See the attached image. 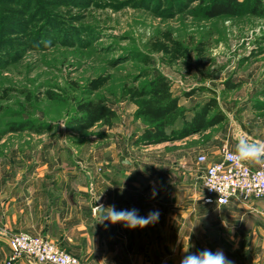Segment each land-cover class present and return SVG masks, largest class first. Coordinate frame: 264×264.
Wrapping results in <instances>:
<instances>
[{
  "label": "rangeland",
  "instance_id": "rangeland-1",
  "mask_svg": "<svg viewBox=\"0 0 264 264\" xmlns=\"http://www.w3.org/2000/svg\"><path fill=\"white\" fill-rule=\"evenodd\" d=\"M239 1L210 19V0H0V156H39L57 178L203 170L197 157L218 161L235 125L264 132V0L256 14ZM159 75L185 120L212 100L208 119L224 120L142 139L141 91ZM89 100L116 112L111 125L84 121Z\"/></svg>",
  "mask_w": 264,
  "mask_h": 264
},
{
  "label": "crops",
  "instance_id": "crops-1",
  "mask_svg": "<svg viewBox=\"0 0 264 264\" xmlns=\"http://www.w3.org/2000/svg\"><path fill=\"white\" fill-rule=\"evenodd\" d=\"M248 134L264 147V132ZM231 142L238 153L240 144ZM244 161L257 168L264 165V156ZM39 163L34 155L0 156V264L10 257L11 238L21 233L47 238L82 264H181L187 254L204 249L222 250L231 264H264V203L236 198L226 204L204 202L200 168L57 178L50 166ZM113 206L136 209L142 217L158 211L159 218L131 229L99 222ZM12 264L36 263L21 257Z\"/></svg>",
  "mask_w": 264,
  "mask_h": 264
},
{
  "label": "built area",
  "instance_id": "built-area-1",
  "mask_svg": "<svg viewBox=\"0 0 264 264\" xmlns=\"http://www.w3.org/2000/svg\"><path fill=\"white\" fill-rule=\"evenodd\" d=\"M220 151L218 161L208 162L203 154L197 157L204 166L200 175L204 202L226 204L236 198L264 203V165L251 167L228 143ZM9 245L11 254L6 264L21 257L36 264H82L75 255L42 236L21 233L13 236Z\"/></svg>",
  "mask_w": 264,
  "mask_h": 264
},
{
  "label": "trees",
  "instance_id": "trees-1",
  "mask_svg": "<svg viewBox=\"0 0 264 264\" xmlns=\"http://www.w3.org/2000/svg\"><path fill=\"white\" fill-rule=\"evenodd\" d=\"M244 3L239 0H210L209 5L203 8L206 18H216L222 16H233ZM261 0H255L251 6V11L257 13ZM170 81L163 75H159L150 81L141 94L144 101L139 110V115L150 126L145 131L142 139L152 140L163 136L168 127L173 126L179 119L184 121L182 133H190V129L197 127L207 129L221 123L224 120L222 114H216L212 119H208L210 112L217 106L216 100H212L208 105L195 114L192 121H187L185 110L179 105L178 98L174 96ZM80 112L83 113L84 121L87 124L103 122L111 125L116 118V112L105 105L102 101H88L79 105Z\"/></svg>",
  "mask_w": 264,
  "mask_h": 264
},
{
  "label": "clouds",
  "instance_id": "clouds-1",
  "mask_svg": "<svg viewBox=\"0 0 264 264\" xmlns=\"http://www.w3.org/2000/svg\"><path fill=\"white\" fill-rule=\"evenodd\" d=\"M238 155L242 160H259L264 156V147L256 144H247L241 142L238 147ZM110 211L104 213L99 222L107 220L111 224L122 223L127 228H144L149 224L158 221L159 212H150L146 217L138 215V210H119L117 211L114 206L108 208ZM181 264H231V261L225 256L222 250L213 252L209 249L200 250L196 253H190L184 256Z\"/></svg>",
  "mask_w": 264,
  "mask_h": 264
},
{
  "label": "water",
  "instance_id": "water-1",
  "mask_svg": "<svg viewBox=\"0 0 264 264\" xmlns=\"http://www.w3.org/2000/svg\"><path fill=\"white\" fill-rule=\"evenodd\" d=\"M233 139L235 142L237 143H241V142H246L247 144L251 145V144H256V145H260L262 147V144L259 140L252 138L248 132L244 131L243 128L237 124L233 127ZM98 202L96 199V196H93L92 198V202H91V206L93 208L98 207Z\"/></svg>",
  "mask_w": 264,
  "mask_h": 264
}]
</instances>
